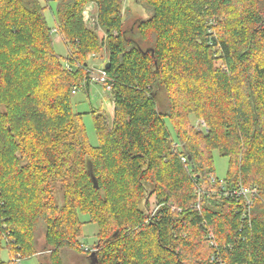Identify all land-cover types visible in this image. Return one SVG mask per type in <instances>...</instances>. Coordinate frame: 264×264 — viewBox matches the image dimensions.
I'll list each match as a JSON object with an SVG mask.
<instances>
[{
    "label": "trees",
    "instance_id": "16d2710c",
    "mask_svg": "<svg viewBox=\"0 0 264 264\" xmlns=\"http://www.w3.org/2000/svg\"><path fill=\"white\" fill-rule=\"evenodd\" d=\"M51 1L65 59L40 0H0V252L5 242L9 264L36 254L42 223L50 264H64V248L94 252L97 264H264V0H139L149 17L131 31L123 0ZM91 3L103 38L87 27ZM104 46L114 113L111 126L94 114L93 148L72 96L91 83L86 58ZM216 150L229 159L224 180ZM241 185L260 190L251 227L244 199L225 194ZM80 213L98 226L94 251L79 244Z\"/></svg>",
    "mask_w": 264,
    "mask_h": 264
},
{
    "label": "rangeland",
    "instance_id": "374dc122",
    "mask_svg": "<svg viewBox=\"0 0 264 264\" xmlns=\"http://www.w3.org/2000/svg\"><path fill=\"white\" fill-rule=\"evenodd\" d=\"M51 0H40L42 6L45 8L44 16L48 26L53 29H57L55 22V13L57 11V3ZM85 21H87V27L97 31L100 38H103L105 32L102 28L97 26L95 20L97 9L95 4L91 3L86 7ZM123 29L131 31L137 28V24L140 21L146 20L149 17V13L146 8L139 2V0H123ZM54 49L56 53L65 59L70 52L69 47L62 40L60 34H54ZM109 54L106 49L102 47L98 54L94 53L86 60L88 61L90 70L94 71L95 74L100 73L105 63L108 62ZM157 102L158 106L163 110L169 111L171 108L172 101L169 98L167 91L160 89L157 91ZM72 105L76 113H81L83 116V122L87 132L88 140L93 148L100 146L99 138L94 126L93 116L94 114L101 111V114L107 118L111 126L113 120L114 104H113V91L108 86H104L101 83H89L88 87H82L72 96ZM201 120V119H200ZM191 123L194 126V130L197 131V124L200 123L199 119L191 118ZM196 125V126H195ZM168 128L174 136V130L168 123ZM207 129L201 131L205 133ZM213 167L215 177L219 180H224L228 175L229 170V159L222 156L219 151H213ZM213 174V173H212ZM54 193L57 199V204L62 206L64 204L63 192L61 185L55 181L53 183ZM143 206V204H142ZM156 209V200L152 197L149 201V213ZM80 221L83 223L82 234L79 238V244L84 247V250L94 251L96 250L95 244L97 243L98 237V226L95 223L90 222L89 214L80 213ZM4 228H6L4 226ZM36 254L34 256H24L21 254L16 255L15 264H50V250L47 248L45 240V225L42 223L38 227L37 238H36ZM62 259L64 264H95L87 256V253L76 252L73 249L64 248L62 251ZM0 259L9 264L11 262V253L4 242L2 250L0 252Z\"/></svg>",
    "mask_w": 264,
    "mask_h": 264
},
{
    "label": "built area",
    "instance_id": "2783aa9c",
    "mask_svg": "<svg viewBox=\"0 0 264 264\" xmlns=\"http://www.w3.org/2000/svg\"><path fill=\"white\" fill-rule=\"evenodd\" d=\"M84 14H85V12H84ZM53 33L58 35L59 34L58 33V29H54ZM107 78H108V76H107L106 70L104 68H102L100 73L92 74L91 83L105 84ZM199 121H200V123L197 124V126L195 125L197 127L198 131H203V130L207 129V126H206L205 122L203 120H199ZM182 160L184 162H186L185 158H182ZM225 194L226 195H230L232 197H235L237 200H239L241 198L244 199L245 205H244V209L242 211V215L241 216H242V220L249 227H251L252 226V207H253V203H254L255 197L259 196V194H260V190L257 187H255V186L246 187V186H242L241 185L238 188H234L233 190L226 191ZM197 207L199 208L200 206L197 205ZM81 249L83 251H85V252L89 251V250H84L83 246H81Z\"/></svg>",
    "mask_w": 264,
    "mask_h": 264
},
{
    "label": "water",
    "instance_id": "95a60500",
    "mask_svg": "<svg viewBox=\"0 0 264 264\" xmlns=\"http://www.w3.org/2000/svg\"><path fill=\"white\" fill-rule=\"evenodd\" d=\"M109 66H110L109 63L106 64L105 69H108ZM91 178H92V181H93L95 187L98 188V182H97V180H96V177H95L93 174H91ZM88 258H89L91 261H93L95 264H97V257H96V254H95L94 252H93Z\"/></svg>",
    "mask_w": 264,
    "mask_h": 264
}]
</instances>
